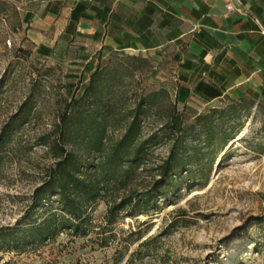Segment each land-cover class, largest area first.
Here are the masks:
<instances>
[{
	"label": "rangeland",
	"instance_id": "obj_1",
	"mask_svg": "<svg viewBox=\"0 0 264 264\" xmlns=\"http://www.w3.org/2000/svg\"><path fill=\"white\" fill-rule=\"evenodd\" d=\"M22 17L0 0V134L26 114L0 152V233L28 213L34 189L61 153L50 147L60 136L83 174L100 178L104 189L87 209L85 235L62 232L18 250L0 241V264H264V106L250 97L177 105L142 55L106 54L91 79L81 64L41 56ZM137 108L138 141L154 137L109 181L106 156ZM183 127L193 134V163L176 177L180 185L149 209L129 207L106 224L109 205L142 194L158 178L157 166Z\"/></svg>",
	"mask_w": 264,
	"mask_h": 264
},
{
	"label": "crops",
	"instance_id": "obj_2",
	"mask_svg": "<svg viewBox=\"0 0 264 264\" xmlns=\"http://www.w3.org/2000/svg\"><path fill=\"white\" fill-rule=\"evenodd\" d=\"M9 1L43 57L90 72L109 53L142 55L177 105L264 106V0Z\"/></svg>",
	"mask_w": 264,
	"mask_h": 264
},
{
	"label": "trees",
	"instance_id": "obj_3",
	"mask_svg": "<svg viewBox=\"0 0 264 264\" xmlns=\"http://www.w3.org/2000/svg\"><path fill=\"white\" fill-rule=\"evenodd\" d=\"M96 67L90 71L91 79H94L96 75ZM87 87L90 89L91 85ZM245 98L230 104L238 103ZM251 101L253 103V100ZM141 114V110L137 108L124 133L106 156L105 167L107 169L103 171L109 176L107 177L109 181H116V174L121 169V163L126 160L134 162L143 154L146 144L154 137V135H150L138 141ZM202 117L198 116L197 119ZM20 118L21 120L15 124L6 126L0 134V152L2 146L9 139L12 129L24 122L26 114H22ZM66 125V120L62 118L60 134H63L62 129H65ZM234 134L224 136L222 146L232 140L235 137ZM187 135L192 136L193 134L188 133V127H183L180 134L172 140L167 157L157 166L158 178L153 180L146 191L136 197L128 195L118 203L107 207L106 224L114 223L117 213L129 207L138 206L144 211L149 209L156 205L159 199L167 196V190L180 185L176 182V177H183L182 172L190 171L189 166L193 163V155L189 154ZM60 140L61 136L59 139H55L50 146L52 150L59 149L61 153L49 166L43 182L34 189L28 213L17 221L15 227H9L7 232L0 233V241L7 248L18 250L27 245L40 244L62 232L72 235H85L87 232L89 223L87 209L101 195L104 186L102 180L93 176L94 174L87 176L83 174L81 163L73 153L65 149L59 142ZM95 141V148H98L101 140L95 137ZM89 173H95V170H90ZM39 210L40 214L34 217L33 215L36 213L33 212Z\"/></svg>",
	"mask_w": 264,
	"mask_h": 264
},
{
	"label": "built area",
	"instance_id": "obj_4",
	"mask_svg": "<svg viewBox=\"0 0 264 264\" xmlns=\"http://www.w3.org/2000/svg\"><path fill=\"white\" fill-rule=\"evenodd\" d=\"M225 7L228 11L236 10V7L234 6V4L231 1H228L226 3ZM6 43H7V45H10L11 44L10 39H7Z\"/></svg>",
	"mask_w": 264,
	"mask_h": 264
},
{
	"label": "bare ground",
	"instance_id": "obj_5",
	"mask_svg": "<svg viewBox=\"0 0 264 264\" xmlns=\"http://www.w3.org/2000/svg\"><path fill=\"white\" fill-rule=\"evenodd\" d=\"M244 132H242L241 134H243Z\"/></svg>",
	"mask_w": 264,
	"mask_h": 264
}]
</instances>
